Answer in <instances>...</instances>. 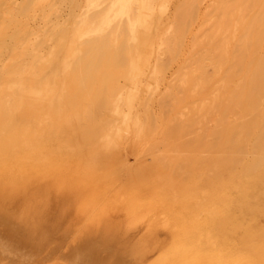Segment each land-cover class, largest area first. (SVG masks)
<instances>
[{
  "label": "rangeland",
  "instance_id": "rangeland-1",
  "mask_svg": "<svg viewBox=\"0 0 264 264\" xmlns=\"http://www.w3.org/2000/svg\"><path fill=\"white\" fill-rule=\"evenodd\" d=\"M110 1L39 0V4L38 0H0V102L11 91L8 82L23 81L22 72L28 71L32 86L28 80L25 92L34 89L48 98L51 106H56L57 114L62 115L66 69L84 58L83 53L92 55L97 51L98 44L92 38L98 40L96 35L100 29L104 38H110L106 39V55L110 60H97L101 65L97 67L96 62V70L85 78L90 82L85 83L83 79L84 83L82 80L78 83L84 96L79 104L85 112L84 118L72 127L50 119L47 131H36V126L30 125V132L23 133L30 122L19 117V132L14 136L17 142L36 137L34 148L47 152L46 158L53 165L45 161L38 175L34 173L31 179L25 177L20 181L19 171L25 173L30 167L17 164L11 132L6 126L0 127V136L6 135V138L0 137V195L8 192L6 199L13 195L23 200L24 196L16 194L14 188L20 182H25L30 192L34 189V194L46 188L53 195L54 206L51 205L47 216L52 229L49 227L47 231L51 238L49 248L57 247L56 260L89 228H94L93 235L100 236L98 225L118 219L120 222L116 223L121 226L118 228L113 223L117 243L112 248L117 257L122 259L138 240L155 248L135 264H183L187 256L180 254L177 247L194 237L203 243L201 264H211L213 258H218L221 264H264V182L256 190L262 197L253 196L251 202L246 200L252 188L247 182L264 173L261 155L264 150L255 141L264 121V92L259 90L256 94L263 82L254 83L259 85L256 87L246 77L251 76V68L264 53V0H143L141 4L146 6V13L142 24L146 28L140 30L143 33L139 35L142 44L139 50L137 42L128 40L131 32L123 28L128 19L117 18L118 10L113 9L115 20L109 28L102 23ZM256 15L262 19L257 23L259 28L255 23L254 27L250 24ZM91 23L100 29L91 32ZM116 25H121L119 28L126 32L116 31ZM37 44L42 46V52L34 58L32 47ZM129 47L135 55L144 56L143 75L127 73L129 57L125 50ZM212 49L219 54L212 56L215 61L218 59L215 65ZM72 51H76V57L69 56ZM119 53L123 65L116 61L115 55ZM114 61L121 65L118 67ZM105 64H113L111 71L103 68ZM94 73L103 75L101 82ZM253 86L256 90H252ZM247 90L254 94L248 95ZM96 97L100 98L98 103ZM246 102H250L248 109L253 115L247 112ZM252 103L259 108L252 110ZM125 117L131 128L129 133L122 127ZM248 122L255 123L256 129L250 131V139L247 137L250 146L248 142L243 145L246 152V146L251 148H248L249 154L243 152L245 156L241 151L238 154L240 163L244 161L240 164L233 161L235 154L230 147L234 142L230 140ZM137 124L145 128L140 137H137ZM94 129L98 132L94 136L104 130L111 137L112 145L107 153L100 147L95 151L101 156L107 154L106 163L86 160L84 155L89 147L81 151L78 145L83 136L81 132ZM211 144H214L213 151L209 148ZM253 145L258 149L256 153ZM225 150L227 154L223 153ZM255 159L258 163H254ZM52 189L59 191L54 193ZM58 195L62 198L58 199ZM138 202L140 211L134 209L139 213L133 214L132 204Z\"/></svg>",
  "mask_w": 264,
  "mask_h": 264
},
{
  "label": "bare ground",
  "instance_id": "bare-ground-1",
  "mask_svg": "<svg viewBox=\"0 0 264 264\" xmlns=\"http://www.w3.org/2000/svg\"><path fill=\"white\" fill-rule=\"evenodd\" d=\"M141 1H143V0H111L107 12L103 15V17L101 19L102 23L106 24V28H109V26L115 20L114 10H116V11L118 10L117 12L119 13V16L117 18L127 17V19H128L127 23H126L127 26L125 25L126 26L125 27L123 25V22H122V25L124 26L123 27L124 29L127 28L126 31L131 32V34L127 32L129 35L128 40H130V41L132 40V42L133 41L137 42V44L139 46V48L137 47L138 50L140 48H142V44L139 40L140 39L139 35L141 33H143V32H140V30L142 27H144L142 24V18L145 17L144 13H146V11H145L146 6L144 4H141ZM144 1H148V0H144ZM38 3H39V0H38ZM39 4H41V2ZM43 4H44V1H43ZM110 5H111V7H110ZM98 14H101V12H99ZM95 16H93V18H95ZM147 16H148V14H147ZM259 17H260L259 15L258 16L256 15L255 18L252 17L253 20L250 21V24L252 23L251 25H253L255 23V26H256L258 21L262 20ZM87 18L92 19V17H87ZM261 18H263V17H261ZM125 21H126V19H125ZM97 26H96V23H91V25H89V30H91V32H96L97 29H100ZM257 26L259 28V24ZM257 26H256V28H257ZM119 27H122V26L119 25V26H117L116 29L115 28L114 29L116 31L120 30V33H121V31L123 33L126 32L125 30L123 31V28L120 29ZM251 27H249V28L252 29ZM253 27H254V25H253ZM112 28H113V26H112ZM144 28H146V27H144ZM246 28H248V27H246ZM83 30L84 29H82V31ZM101 31L102 30L100 29L96 35V37H98L96 39H98V40L95 41V39L92 38V40H94L93 43L95 42V45L98 44V47L96 46L97 51L92 53V55H87V54L85 55L83 53L84 55L82 54V56L84 58H81L79 62L77 61V63H76V61H74L75 63H72L66 69V72H65L66 83H65V88L63 90L64 96L62 99V107L64 109V112L62 115L57 114L56 106H51L50 100L48 98L42 97L40 94H37L34 89L31 92H25L24 88L27 85V82L29 80L28 79V75H29L28 71L22 72V76H23L22 80L23 81H19V80L14 79V80H10L8 82V85H10L11 91L4 98H2V101L0 102V127L3 128L4 126H6V128H8L7 129L8 132H11L12 142H13L12 144L14 146V149L16 150V158L15 159L17 160V164L21 165V167H22V164L27 165L28 168L30 167V170L25 169V171L27 173L26 172L22 173L21 171H19L20 172L19 173V177H20L19 180L22 179L20 181H23V179L25 177L26 178L30 177V179H31V176L34 175V173H35V175H38L41 172L39 168H40V166L42 168L43 162L47 161V163H49L50 165H53L54 163L48 162L49 158H46L48 156L47 152H45L43 150L38 151L34 148V144H35L34 141H36L35 140L36 137L33 140L29 139V140H27L28 142H24V143H26L25 145H23L24 143H22V142H21L22 144L17 142V139L14 136L19 132L18 131L19 125H20V123H19L20 118L19 117H22L24 120L30 122L28 124L29 127H27L26 130H24L25 132H23V133H29L30 132V129H31L30 125L31 126L35 125L36 129H37L36 131H38L40 129L43 130L44 132L47 131L48 123H49L50 119L53 121L61 122L62 124H65L69 127H72V125H74L78 121V119L84 118L85 112H84V110H81V107L79 105L80 102L84 99V96L82 97V94H80V90H79V84L80 83H79V81L80 80L83 81V79H84L85 83L90 82V81H87V79L90 77L89 76L90 73L93 72L94 70H96L95 63L97 62V60H99L101 58L107 59L106 39L109 37L104 38L103 31L102 32ZM115 33H117V32H115ZM81 34H83V33H81ZM106 34L110 36L109 31H107ZM121 34H118V38L121 37ZM128 35H126V37ZM123 37H125V36H123ZM126 37L122 40V42L123 41L127 42ZM33 38H34V36H33ZM36 38H39V37H36ZM88 40L90 41V39H88ZM88 40L86 41L87 44H88ZM215 41H213V42L215 43ZM125 42H123V43H125ZM38 45L39 44L34 45L32 47L33 51H34L32 53L34 58H36L42 52V46H38ZM219 45H220L219 43H218V45L214 44L215 47H218ZM222 45H223V42H222ZM125 46H127V45H125ZM122 47L123 46H121L118 49L121 50ZM222 47L223 46H221L220 50H221V54L223 56L224 52L222 53ZM211 48H212V46H211ZM223 49H225V48H223ZM88 50H87V52H88ZM122 50H124V49H122ZM214 50L212 49L213 52L210 51L212 53L211 57L214 55V53L217 52L216 50H219V48L216 49L215 52H214ZM125 53L129 57V59H128L129 65H128V63H126L128 60L127 59H126L127 61L124 60L126 63L125 65H128L127 73L136 72L138 75H143L142 72H145L143 70V66H145V61H146L143 58L144 56L142 58H140L139 56L135 55L136 53L134 54L133 49L130 47L127 49V52L125 50ZM125 53H124V55H125ZM122 54H123V52H122ZM216 54H215V56H216ZM217 55H219V54H217ZM69 56L76 57L77 56L76 51L70 52ZM115 56L117 57L116 61L119 60L121 62L120 53H119V55H115ZM259 57L260 58L262 57V59L259 62L256 61V63L257 62L258 63L255 67L251 68V70H252L251 72L249 70V72L251 73L250 74L251 76H249V77L246 76L247 78L251 79V82L253 81L252 82L253 85L256 82H259V83L263 82V85H264V81H260L261 78L264 77V53L262 56H259ZM113 58H114L113 60H115V57H113ZM125 58H126V56H125ZM212 59L214 60L213 63L218 60L217 59L215 61V58H213V57H212ZM109 60L110 59H107V61H109ZM107 61H106V63H107ZM115 63L117 66L122 64V62H121V64H119V62H118V64H117V62H115ZM98 64L99 65H96L97 67L101 65V62ZM214 65H215V63H214ZM112 66H113V64L110 66H107L105 64L103 66V68H105V69L107 68L108 70L111 71ZM248 68L250 69V67H248ZM130 70H131V72H130ZM102 71H100V72H102ZM117 71H118V68H117ZM247 72H246V75L249 73V72L248 73ZM98 74L96 76L94 73L96 79L99 82H101L103 75L98 76ZM123 74H125V73L123 72ZM85 78H87V79H85ZM97 80H96V82H98ZM84 81H83V83H84ZM29 83H30V86H32V84H31L32 82L30 80H29ZM83 85L84 84L81 83V86H83ZM89 85H90V83L88 84V86ZM248 85L249 84L247 83V86ZM261 85H262V83L260 84V86L258 85L259 88L257 89L256 94H258L259 90L260 91L263 90L262 93L264 92L263 85H262V87H261ZM254 86H256V84ZM254 86L252 87V90L255 89ZM258 86H256V87H258ZM244 87L245 86H243V88ZM260 87H261V89H260ZM246 93H248V95L251 93L254 94L253 91L250 93V92H248V90ZM95 94H94V96H95ZM262 95H261L260 99H262V97L264 96V95L263 96ZM253 96L254 95H252V98H254ZM100 98H101V95H100ZM100 98L99 99L97 98L96 103L99 102L98 100H100ZM258 98H256V100ZM86 100H87V98H86ZM253 100H251V101L249 100V101L254 102ZM247 101H248V99H247ZM67 102H70L71 105H68ZM250 102L249 103L246 102L248 105L246 103H245L246 106L244 105L246 107L247 112L250 109V108L248 109V106H251ZM261 103L262 102H260V104ZM256 108L258 109L259 106H256V105L252 106V110L255 111ZM246 110H245V112H246ZM262 110H263V108H262ZM262 110L260 108V111H262ZM248 113H250V111ZM250 114H252V113H250ZM253 114H254V112H253ZM261 115H263V113ZM21 121H23V120L21 119ZM257 121H258V119H257ZM242 125H240V127ZM122 127L126 130V132H128V133L130 132L131 128H130L129 123H128V118L125 117V119L123 120V123H122ZM136 127H137L136 128L137 133L139 135L137 137H140V134H144L145 131L143 132V130L145 128L142 129L141 126L138 124L136 125ZM252 129H256V124L248 122L247 124L245 123L240 128V130L238 129L239 131L236 133V135L234 134L235 132H233V135H235L234 139L232 137L233 141L229 139L230 142H234V143H231L233 146L231 145V147H230V149H232L234 151V154H235L233 161H235V162L238 161L240 163L241 159L239 157L240 155H238L240 153V151L242 153L245 152V153L249 154L248 153L249 147H247V146H246L247 148L245 147V150H247V152H246V151H244L243 145L245 142L246 143L248 142L249 143L248 145L250 146L251 141L250 140L247 141V137H248V135H250L249 133ZM235 130H237V127L235 128ZM97 131L101 132L102 130L101 131L97 130ZM81 133L83 134V136L79 140V144H78L81 147L80 150L84 151V150H86V147H89L88 152L84 155L86 160L88 159V160H91L92 162H94V160L95 161L98 160L102 163H106L105 162L106 159H104V158L106 157L107 154L105 156H101L99 154H96L95 151H96L97 147H100V149L106 150L105 153H107V150H109L110 146L112 145V140H111L110 135L106 131L103 130L100 135L97 134L96 136H94L96 133H98V132H96V129L91 130V132H88V133L86 131L85 132L82 131ZM257 133H258V138L255 141L258 143V145H257V143H256V145L260 148L262 146V150H264V121L261 122L260 128H259ZM8 134H10V133H8ZM1 136L6 138V135L5 136L1 135ZM21 136L22 135H20V137ZM213 136L214 135H212V137ZM252 136H254V132H253ZM252 136H251V138H252ZM255 136H256V134H255ZM39 138H41V137H39ZM248 139H250V138L248 137ZM89 140H90V143L87 144V142ZM229 140H227V141H229ZM6 142H7V139H6ZM254 143L255 142H253V144ZM214 144L213 145L211 144V147H209V148H211L212 151H213L212 146H214ZM223 144H224V142H223ZM25 146L30 147V149L32 148V150L27 151ZM0 148H1V146H0ZM242 148H243V150H241ZM249 149L251 150V148H249ZM253 149L255 150V153L258 151V149H256L255 146L253 147ZM226 150H227V148H226ZM226 150L223 153L227 154ZM260 151H261V149H260ZM229 154H231V152H229ZM252 154L254 155V153H252ZM9 155H11V154H9ZM261 155L263 157L264 152ZM108 156H110V155H108ZM11 159L12 158L10 157V160ZM244 159H246V158H244ZM112 162H113V160H112ZM243 162L240 164H243ZM256 162H257V160L254 163H256ZM260 163L262 164V162H260ZM240 164H237V165L240 166ZM245 164H247V162ZM245 164L243 165L244 167L246 166ZM44 165H45V163H44ZM109 165H110V163H109ZM256 165H258V164H256ZM256 165H253V166H256ZM253 166H251L250 171L253 170L252 169ZM258 167H260V166H257V168ZM257 168L255 170H258ZM262 168H263V166H262ZM11 169H12V167H11ZM253 171H252V173H253ZM254 173H256V172H254ZM262 173H263V170L261 173L259 172V174H262ZM47 175H49V174H47ZM4 176H7V178H8L7 174H5ZM12 176H14V175L12 174ZM0 177H2V175H0ZM9 177H10V175H9ZM15 177H16V175H15ZM7 178H5V181H7ZM34 178H38V176L34 177ZM17 180L18 179L16 177V181ZM8 181L10 182L11 180L8 179ZM39 181H40V179H39ZM26 182H28V181H26ZM31 182H32V180H31ZM41 182H42V179H41ZM59 182H61V183L64 182V179L62 176H61V178H59ZM263 182H264V173L260 176L257 175L256 177L251 179L249 182H247V183H250L252 185V188L249 191V194L246 196V200L251 202L253 196H255V198H260V196L262 197V195L258 191H257L258 193H256V190H258L257 189L258 184H262ZM24 183L25 182H22V184H21V182H20L19 185L16 184L17 186H14L16 194L18 193V194L24 196L22 198L23 200H20L21 198H19V197L17 198L15 196H14L15 198H13V195H11L12 198L10 199V197H8L7 199L10 200V202L8 201L9 203H7L6 202L7 199H6L5 195L8 192L5 195L3 193L0 195L1 196L0 197V264H135V263L141 261L146 254L155 250L154 247L150 248L148 245H146L147 243H144L142 240H138L137 243H135L132 247H130V249H128V251L125 253L124 257L121 256L122 259L120 257H117L115 255V253L112 252L113 246L116 245V243H117V234L115 231H113L116 229V227H115L117 225L116 222L119 221L116 218L117 220H115V219L111 220L110 224H108L105 221H103V222L101 221L102 223L100 224V226L98 225V227H100L99 231L102 233V234H99L100 236H98L96 233H95L96 235H93L94 234V232H93L94 228L92 230H90V228H89L83 237H81L78 241L74 242V244H72L70 246L68 252L64 256L60 257L59 260L58 259L56 260L55 254L57 253V247L55 248L53 246V247L49 248V243H50L51 238H50V234H48V231H49L48 228L51 226H49V219L47 217L50 214V210L52 209V208H50L52 203H53L51 196H52V198H54V197H53V195L50 196V194H48V192H46V188L45 189L43 188L44 190L38 189L37 194L42 193L41 197H38L37 194L32 193L34 189L31 190V192H30L31 188L29 189L28 185H25ZM37 183H38V181H37ZM14 184H15V182H14ZM31 185H32V183H31ZM42 187H43V185H42ZM73 187H75V185ZM37 188H40V187L38 186ZM51 188L52 187H50L49 189H51ZM11 189H12V185H11ZM58 191H56V192H58ZM52 192L56 193L53 189H52ZM9 193H10V191H9ZM59 194H60V192H59ZM58 197H59V195H58ZM61 198L62 197H59L58 199H61ZM57 202H58V200H57ZM57 202H55V203L58 206L59 204H57ZM52 206H54V205H52ZM131 208L133 209V211H132L133 214L134 213L138 214L139 212H137V211L140 208L139 202L135 203V204L133 203ZM134 209L137 211H134ZM136 222H138V221H136ZM113 223H116V225L114 226ZM119 225H120V223H119ZM120 226H118V228ZM50 229H52V227ZM50 233H52V232H50ZM202 245H203V243L201 242V240L196 238V237L191 238L189 240L187 239L186 242L181 243L177 248L181 251L180 254L183 252L184 255L187 256V260L186 261L183 260V261H185L183 264H196V263L199 264L200 262H203L204 261L203 253H201V251H200ZM195 250H197V252L193 254V251L195 252ZM183 257H182V259H183ZM211 264H221V263H220V260H218V258H213Z\"/></svg>",
  "mask_w": 264,
  "mask_h": 264
}]
</instances>
